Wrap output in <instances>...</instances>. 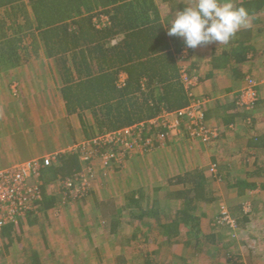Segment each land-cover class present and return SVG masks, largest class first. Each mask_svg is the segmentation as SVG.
I'll use <instances>...</instances> for the list:
<instances>
[{"label": "trees", "instance_id": "1", "mask_svg": "<svg viewBox=\"0 0 264 264\" xmlns=\"http://www.w3.org/2000/svg\"><path fill=\"white\" fill-rule=\"evenodd\" d=\"M263 3L264 0H245L237 7H245L250 14L253 7L258 11ZM14 7V14H20L22 24H16L15 36L7 38L1 31L4 25L0 22V35L4 37L0 40V65L17 61L19 51L37 52L42 48L55 61L61 79L60 94L67 112L77 113L81 119L84 112L90 113L89 128L98 135L147 121L163 111H177L189 104V96L181 81L180 63L175 55L185 45L178 37L167 35L155 0H0V8ZM102 15L107 19L97 25L94 19L100 20ZM237 47L240 52L235 58L241 61L250 50L240 44ZM187 50L190 57L194 49ZM121 74L125 77L119 83ZM159 128L164 130L162 126ZM261 137L260 143H264V135ZM254 139L257 141L259 136ZM80 157L79 153L68 151L59 153L53 160L48 158L51 163L47 173L50 171L61 184L70 181L66 188L60 187L65 196L59 199L56 194L49 193L46 182L41 183V198L34 202V207L17 223L8 222L0 229V259L12 243L13 232H24V222L38 224L40 212H47L58 203L67 205L69 199L73 202L79 194L81 199L87 195L80 186L75 197L71 192L77 187L75 182L81 179L83 164ZM251 159V169L228 184V188L235 189L240 195L245 191L252 194L258 190L257 195L264 191V154L254 155ZM43 161L44 158L41 159V170L49 166H44ZM173 183L175 187L165 191V196L178 203L174 210L168 207L167 213L158 208L160 200H148L152 199L151 195L148 196L150 190L147 195L142 192L137 197L135 191L131 192L123 206L103 201L95 207L100 209L104 221L107 216L115 215L110 223V233L117 232L121 226L120 212L128 213L126 224L132 220L153 218L148 233L137 226L127 242L144 236L152 243L155 240L148 239V236L153 234L172 251L179 245L192 251H201L203 244L220 245L222 235L215 230L217 220L207 218V214L200 211L203 204L212 200L206 196L201 172L193 170L178 174ZM73 203L76 204V200ZM234 210L230 208L231 212ZM238 212L234 221L245 228L251 220L250 213L243 212L241 207ZM31 255L33 260L36 259L33 252ZM178 258L186 263L184 256ZM247 258L251 264L250 254ZM144 264H153L148 255ZM222 264L244 262L240 255L233 254L226 256Z\"/></svg>", "mask_w": 264, "mask_h": 264}, {"label": "crops", "instance_id": "2", "mask_svg": "<svg viewBox=\"0 0 264 264\" xmlns=\"http://www.w3.org/2000/svg\"><path fill=\"white\" fill-rule=\"evenodd\" d=\"M155 1L166 30L170 27L166 23L176 12L192 2ZM242 1L245 0H234V3L237 6ZM253 8L254 11L249 14L251 27L238 31L230 44L213 43L198 47L188 59L189 74L197 78L192 92L196 98H206L205 119L209 125L217 127L218 136L211 143L205 144L190 141L182 132L170 133L163 145V151L170 152L171 145H175L174 150L184 155L187 161L183 163L185 168L182 172L175 169L166 187L158 189L163 191L167 187H175V176L198 170L205 180L206 196L210 198V182L220 181L222 178H230V182H233L234 178L243 177L251 169V157L264 154V143H260L261 136L264 135V3L258 11ZM12 9L15 13V7ZM12 9L0 8V22L4 25L1 31L7 38L15 36L13 30L16 29V24H22L21 17L18 16L20 14L15 15L11 12ZM9 18L14 25L10 24ZM3 38L1 36L0 40ZM179 40L183 42L182 38ZM238 44L247 46L246 49L250 50L241 61L235 58L240 52L237 51ZM249 82L254 85L257 99L252 108L245 109L237 101L240 91ZM60 86L61 79L55 61L42 48L37 52L19 51L17 61L0 65V169L18 161L52 154L68 143L83 138L80 137L82 130L78 123H73V120L78 121L79 115L67 112L61 98ZM256 136H259L257 141L254 139ZM162 164H165L164 161ZM211 164L216 167L213 173L209 171ZM161 169L167 170L162 167ZM99 188V183L93 184L89 198L78 201L80 207L77 211L89 205L95 215L100 210L96 211L95 205L100 202L119 206L131 192L135 191L137 197L139 193L144 192L147 195L149 191L145 186L131 188L129 191L122 188L120 192L123 200L120 201L116 194L115 197L105 196ZM224 190L237 198L250 194L245 191L240 195L230 187ZM165 191L162 192L163 198L157 200L165 202L169 198L168 202L174 205L171 210H174L178 201L170 196L166 197ZM26 224L27 222L23 223L24 228Z\"/></svg>", "mask_w": 264, "mask_h": 264}, {"label": "rangeland", "instance_id": "3", "mask_svg": "<svg viewBox=\"0 0 264 264\" xmlns=\"http://www.w3.org/2000/svg\"><path fill=\"white\" fill-rule=\"evenodd\" d=\"M11 21L9 18L10 24ZM87 113H83L82 119L77 116L78 121L73 120V123H78L82 130L80 137L83 138L68 143L52 154L18 161L35 160L41 164V159L44 158V166H49L40 170L41 174L44 172V181L41 179V183L46 182L49 193L56 194L61 199L65 196V191H62L64 189L60 190V187H67L68 184L65 182L61 184L60 181L54 179V176L52 177L50 171L47 173L51 162L46 163L45 160L49 161L48 158L53 160L59 153L68 151L79 153L83 164L80 172L81 179L75 182L77 187L71 189L72 197H75L76 190L78 186L81 187L82 183L85 187L83 192L87 194L82 199L89 198L94 183L97 185L99 183V189L105 196L116 194L120 201L123 200L120 192L122 188L129 191L131 188L139 189L145 186L150 190L148 196L151 195L152 199L148 200L152 202L163 198V191L174 188L167 187L163 191L158 189V187H166L168 179L170 177L172 179L174 175L172 172L175 169L183 171L185 168L183 163L187 161V158L180 155L178 150H174L175 145H171L170 152L163 151V145L168 137L163 142L161 141L160 145L152 148H144L132 143V140H128L125 134L117 135L116 138L123 139H117L109 144L100 140L94 142L98 133L93 129L90 130L89 124L92 118ZM85 122L88 125H85ZM152 133L153 131L147 128L143 135ZM110 152L114 156L106 157L105 153ZM163 161L165 164H162ZM186 164L190 165V163ZM161 167L167 170L161 171ZM229 181L230 178H222L220 181L210 182L213 186L208 188V192L213 200L203 204L200 208V211L207 214V218L217 220L215 230L222 235V238L219 242L221 244L216 247L203 244L201 251H192L189 247L184 248L179 245L172 251L153 234L148 236L150 237L148 239L155 240L152 243L147 242L144 236L138 240L127 242L131 232H136L137 226L148 233L152 229L150 223L154 222L153 218H147L146 221L132 220L130 224H126L128 213L120 212L121 226L118 227L117 232L110 233L112 228L110 223L115 215L107 216L104 221L100 217L101 214H98L100 213L97 211L99 209H96L97 212L94 215V211L92 212V207L89 205H85L83 210L77 211L80 207L77 203L82 201V196L79 194L80 197L77 195V198L73 200V202L76 200V204L73 205L70 199L67 205L55 204L51 210L39 213L38 224L29 225L27 223L25 231L20 234L15 230L12 243L8 250L3 252L0 264H144L147 255L153 264H222L225 263L226 256H233V254L240 255L244 264H250L247 260L248 254L251 257V264H264V191L257 195V190L246 197L237 198L229 191L224 190L228 187ZM160 202L158 208L163 213L168 212V207L174 206L164 200ZM124 204L125 201L119 206ZM239 205L243 212L250 213L251 220L247 222L245 228H241L234 221V215L239 213ZM230 208L235 209L234 212H231ZM223 210L227 211L229 217L222 216L221 211ZM135 211H139V209H135ZM252 248L254 251H250ZM154 249L155 253H153ZM32 252L36 256L34 260L31 258ZM178 256H184L186 263ZM119 258H122V262Z\"/></svg>", "mask_w": 264, "mask_h": 264}, {"label": "built area", "instance_id": "4", "mask_svg": "<svg viewBox=\"0 0 264 264\" xmlns=\"http://www.w3.org/2000/svg\"><path fill=\"white\" fill-rule=\"evenodd\" d=\"M99 19H94L97 25L106 21L107 17L102 15ZM175 55L180 63L181 81L189 96V104L177 111H163L154 118L124 129L97 135L94 142L100 140L109 144L117 139H123L116 138L117 135L123 136L125 134L128 140H132V143L141 145L144 148H152L160 145L161 141L163 142L170 133L182 132L186 138L193 141L198 140L205 144H209L217 138V127L209 125L205 119L204 106L206 98H196L192 92V88L197 84V78L189 74L188 71L189 51L186 47H183ZM124 77V74L120 75L119 83L123 82ZM256 99L254 85L249 82L240 91L237 103L245 109H250ZM160 126L164 127V130H161ZM147 128L153 131L151 135H143ZM105 156L112 158L114 155L110 152L105 153ZM45 162L48 163L49 161L45 160ZM215 168V165L211 164L209 171L215 172ZM40 170L41 164L35 160L18 162L8 168L0 169V229L8 222L17 223L19 218L34 207V202L41 198ZM65 183L69 184L70 181L67 180ZM81 188L85 189L83 183ZM221 214L223 217H229L226 210L221 211Z\"/></svg>", "mask_w": 264, "mask_h": 264}, {"label": "clouds", "instance_id": "5", "mask_svg": "<svg viewBox=\"0 0 264 264\" xmlns=\"http://www.w3.org/2000/svg\"><path fill=\"white\" fill-rule=\"evenodd\" d=\"M168 36L183 39L187 49L213 43L228 45L238 31L251 27L248 10L234 0H192L166 23Z\"/></svg>", "mask_w": 264, "mask_h": 264}]
</instances>
